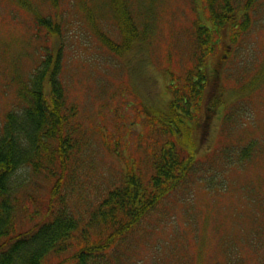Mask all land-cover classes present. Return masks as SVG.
<instances>
[{
	"label": "trees",
	"instance_id": "1",
	"mask_svg": "<svg viewBox=\"0 0 264 264\" xmlns=\"http://www.w3.org/2000/svg\"><path fill=\"white\" fill-rule=\"evenodd\" d=\"M11 1L29 14L30 21L19 22L27 28L29 46L40 56L26 76L15 71L10 77L19 83L12 103L15 107L0 121V264H44L46 259L52 264H192L185 247L186 234L173 229L186 217L178 194L192 191V183L210 163L223 168L240 165L252 161L259 149L257 141L242 145L225 138L219 144H231L218 146L217 142L200 156L213 132H204L196 116L201 106L206 110L203 117L223 110L226 88L217 81L223 72L218 64L226 57L227 62L243 66L239 57L234 62L230 59L239 56L236 52L242 40L255 28L250 14L257 0H186L194 15L189 29L190 57L183 74L166 73L171 78L165 86L168 98L164 108L157 109L142 99L137 104L126 99L124 104L118 105L117 100L109 103L114 95L124 97V91L133 97L134 87L124 84L114 93L107 86L100 87L99 97L107 99L99 114L102 123H107L90 128L84 127L79 109L65 90V69L70 62L64 58L61 40H57L63 21L55 12L59 4L45 0L51 12L43 13L30 0ZM101 1L102 6L95 5V0H80L81 5H77L86 11L76 8L99 37L112 69L123 71L129 81L139 74L147 80L150 64L146 55L157 18L153 5L150 2L147 6L143 0H100L99 4ZM107 13L114 23L109 31L97 23L105 20ZM221 47L228 51L223 58L216 56ZM246 68L233 69L234 75H239L235 80L247 82ZM230 90L235 95L243 92ZM138 121L143 131L130 139ZM97 130L101 134L99 147L119 157L123 169L118 179L106 181L103 188H89L90 198L84 172L90 173L96 163L88 153V162L82 164L81 153L89 141L88 131ZM22 172L33 177L22 182ZM39 176L51 182L47 199H37L32 191ZM22 183L24 189L18 193ZM31 200L33 208H42L44 215L32 217L31 226L19 229L18 217L28 216L21 202ZM248 219L254 224L250 216ZM153 231L171 233L152 243ZM262 233L264 230L255 233L253 239L260 251H264V243H258ZM249 234L251 239L252 232ZM194 253L193 264H202L200 255ZM227 263L233 264L228 259ZM236 264L245 263L238 259ZM249 264H264V258Z\"/></svg>",
	"mask_w": 264,
	"mask_h": 264
},
{
	"label": "rangeland",
	"instance_id": "2",
	"mask_svg": "<svg viewBox=\"0 0 264 264\" xmlns=\"http://www.w3.org/2000/svg\"><path fill=\"white\" fill-rule=\"evenodd\" d=\"M30 1L38 6L41 12H51L47 1ZM56 1L59 4L55 11L57 18L63 19L60 39L57 40H61L64 58L70 62L69 67L65 69L68 80V87L65 85V90L69 100L73 101L79 109V118L84 127L90 128L95 124L107 123L105 120L102 123L99 114L101 105L107 99L99 97L100 87L104 86L109 87L110 90L113 89L114 93L117 87L122 90V85L130 84L136 92L133 97L127 95L125 91L124 97L116 98L114 95L108 100L109 103L117 100L118 105L124 104L126 99L137 104V101L142 99L152 102L157 109H163V104L168 98L165 86L168 78H171L166 76V73L183 74L185 62L189 61L190 57L192 41L189 37V29L194 15L190 11L189 3L186 0H143L147 6L151 2L157 18L153 43L146 55L147 64H150L149 75L147 80L140 74L138 77H132V85V81L128 80V76L123 71L112 69L108 54L100 44L99 37L93 32L83 12L76 8L80 0ZM99 2L100 0H95L94 4L104 5L103 1L100 4ZM131 2L137 3L136 0ZM79 8L86 11L84 7ZM250 15L254 20L255 28L242 40L239 52H236L239 56H233L234 60L230 59L234 62L239 57L243 66L238 67L227 62L226 57L224 62L218 64L223 72L217 81L226 88L222 94L225 100L223 110L219 111L218 115L211 113L203 117L206 110L205 106H201L196 116L204 132L207 134L209 131L213 132L212 140H205L200 156H205L206 149L214 148L217 142L218 146L231 144L227 142L219 144L225 138L238 140L242 145L249 140L257 141L259 149L255 151L252 161L240 165L231 164L223 168L224 165H216V167L210 163L192 183V191L178 194L186 217L180 224L176 222L173 229L180 230L183 235L186 234L185 247L189 257H192L190 258L192 264L193 254H196L194 252L200 255L202 260L199 259V262L202 264H228L227 259L233 264H236L238 259L249 264L251 260L264 258V251H260L253 243L254 234L264 230V0H257ZM29 18L27 11L21 9L15 2L0 0V121L11 107H15L12 103L16 101L19 83L11 81L10 77L15 71L16 75L26 76L40 56L33 51L32 46H29L30 40L26 41L29 35L27 28L25 24L19 22V20L30 21ZM97 23L104 25L107 31L112 30L114 26L113 19L108 18V13L105 20ZM52 41L54 42V39ZM227 53V49L221 47L216 56L223 58ZM119 61L122 60L119 58ZM244 66L247 67L245 69L246 83L243 78L240 81L235 80V77L239 75L235 74V76L233 71V69L239 71ZM230 88L237 91L243 90V92L235 95L231 93ZM210 100L215 101L212 97ZM227 110H231V113H227ZM101 111L104 112L105 108ZM110 119L109 116L108 123ZM221 128L223 130L220 134ZM99 131H88L86 139L89 141L81 153L82 164L88 162L86 157L88 153L95 158V168L90 173L84 172L85 187L90 198L93 194L88 192L89 188H103L102 185L106 181L118 179L123 169V163L119 157L102 146L99 147V137H101ZM131 131L130 139L135 133L143 131L139 121ZM122 140L125 142L123 137ZM209 158L210 156H207V160ZM21 174L22 182H27L33 177L26 172ZM94 178L99 180L98 183L89 181ZM36 180L32 190L34 196L41 200L47 199L51 182L41 176ZM23 185L24 183L18 186V193L24 189ZM21 203L25 206L28 216L25 219L18 217V228L24 229L25 226L33 224L35 219L32 217L36 216L40 219L45 211L42 208L35 210L32 200L29 203ZM17 214L20 215V211ZM248 216L254 224L249 221ZM249 231L252 232L251 239ZM170 233L171 231L163 233L153 231L152 238L149 240L155 243L161 235L168 238ZM171 243H173L172 239ZM258 243H264V233L259 237ZM44 264H52V260L46 259Z\"/></svg>",
	"mask_w": 264,
	"mask_h": 264
}]
</instances>
